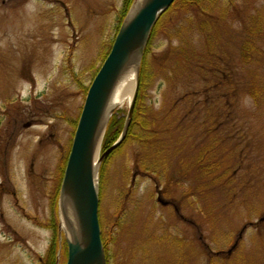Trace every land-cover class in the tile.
<instances>
[{
	"label": "rangeland",
	"instance_id": "rangeland-1",
	"mask_svg": "<svg viewBox=\"0 0 264 264\" xmlns=\"http://www.w3.org/2000/svg\"><path fill=\"white\" fill-rule=\"evenodd\" d=\"M124 8L0 0V264L67 262L60 169ZM147 66V128L100 171L108 264H264V0L177 4Z\"/></svg>",
	"mask_w": 264,
	"mask_h": 264
},
{
	"label": "water",
	"instance_id": "water-1",
	"mask_svg": "<svg viewBox=\"0 0 264 264\" xmlns=\"http://www.w3.org/2000/svg\"><path fill=\"white\" fill-rule=\"evenodd\" d=\"M175 2L135 0L89 88L59 194L60 219L68 245L67 264H108L99 218L101 166L128 133L139 93V74L153 29ZM133 70L138 79L124 132L102 154L106 132L116 110L112 107L113 98Z\"/></svg>",
	"mask_w": 264,
	"mask_h": 264
},
{
	"label": "trees",
	"instance_id": "trees-1",
	"mask_svg": "<svg viewBox=\"0 0 264 264\" xmlns=\"http://www.w3.org/2000/svg\"><path fill=\"white\" fill-rule=\"evenodd\" d=\"M204 1H206V0H177L171 9H174L177 4H182L183 8H189L191 5H196V4L202 3ZM133 2H134V0H125L123 20H124L125 16L127 15L129 9L131 8ZM161 19L159 20L158 24L155 26V28L153 30L149 46H148L146 53H145V57H144L142 69H141L142 71H141V76H140V87H139L138 98L136 101L135 110H134L133 118H132L131 125L129 128V132H128V135L126 136L125 140H124V144L126 142H129V141L139 142L138 139H140L141 136L138 135L139 133L137 134V130L147 128V126H146L147 120L144 117V114L147 111L146 110V93H147V89H148V80L150 78V75L148 73L147 57L149 54L151 41H152L155 33L157 32V29L160 25ZM122 22H121V24H122ZM121 24H120V26H121ZM120 26H119V28H120ZM113 42L111 43L110 47H108L106 50H104L103 57H102V63L105 61V59L109 55L111 48H112V45H113ZM98 70L99 69L96 70L95 75L97 74ZM88 89L89 88L84 89L85 94H87ZM77 122H76V126H77ZM124 127H125V118H120L118 114L115 115L112 118L110 125L108 127V130H107V134H106V137L104 140V145H103V152L110 149L118 141V139L120 138V136L122 135V133L124 131ZM122 146L121 147L119 146L120 148L118 147L113 152V154H116L117 152H119L121 150ZM66 163H67V160H65L63 165H61L60 176H59L60 185H61V181L63 179ZM53 224H54V222H53ZM53 227H55V226H53ZM103 242H104V245L106 246L104 238H103ZM57 250H58V244H57V242H54L51 250L48 253V255L42 260V264H58L57 263ZM67 258H68V256H67Z\"/></svg>",
	"mask_w": 264,
	"mask_h": 264
},
{
	"label": "bare ground",
	"instance_id": "bare-ground-1",
	"mask_svg": "<svg viewBox=\"0 0 264 264\" xmlns=\"http://www.w3.org/2000/svg\"><path fill=\"white\" fill-rule=\"evenodd\" d=\"M137 79L138 76L136 70L131 71L119 86V89L113 98L112 107L119 108L124 106L126 103L132 102Z\"/></svg>",
	"mask_w": 264,
	"mask_h": 264
}]
</instances>
